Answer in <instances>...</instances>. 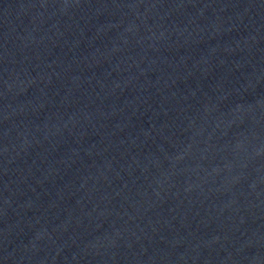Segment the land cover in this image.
I'll return each instance as SVG.
<instances>
[{
	"label": "water",
	"instance_id": "water-1",
	"mask_svg": "<svg viewBox=\"0 0 264 264\" xmlns=\"http://www.w3.org/2000/svg\"><path fill=\"white\" fill-rule=\"evenodd\" d=\"M0 264H264V0H0Z\"/></svg>",
	"mask_w": 264,
	"mask_h": 264
}]
</instances>
